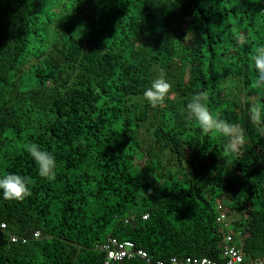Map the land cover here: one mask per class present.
I'll list each match as a JSON object with an SVG mask.
<instances>
[{
    "label": "trees",
    "instance_id": "1",
    "mask_svg": "<svg viewBox=\"0 0 264 264\" xmlns=\"http://www.w3.org/2000/svg\"><path fill=\"white\" fill-rule=\"evenodd\" d=\"M258 46L264 0H0V176L31 178L23 199L0 191V264H103L110 237L152 261L224 264L228 234L264 260ZM161 71L171 91L153 108L143 93ZM199 91L245 131L239 151L182 114ZM29 143L55 155L54 179Z\"/></svg>",
    "mask_w": 264,
    "mask_h": 264
},
{
    "label": "clouds",
    "instance_id": "2",
    "mask_svg": "<svg viewBox=\"0 0 264 264\" xmlns=\"http://www.w3.org/2000/svg\"><path fill=\"white\" fill-rule=\"evenodd\" d=\"M256 76L252 82L253 88H264V46L254 49L251 56ZM171 91V84L166 74L161 71L160 75L153 79L143 93L144 99L153 107L162 105ZM186 118L194 120L204 135H219L226 138L225 151L237 152L246 143L245 131L238 125L230 123L217 115H213L208 106V93L199 91L191 96L186 107L181 109ZM250 123L264 134V104L253 103L248 111ZM34 160L38 168V175L44 179L52 180L55 177L56 158L47 150H42L36 143L25 145L24 149ZM31 178L19 174L9 173L0 176V191L4 199H23L30 195Z\"/></svg>",
    "mask_w": 264,
    "mask_h": 264
},
{
    "label": "built area",
    "instance_id": "3",
    "mask_svg": "<svg viewBox=\"0 0 264 264\" xmlns=\"http://www.w3.org/2000/svg\"><path fill=\"white\" fill-rule=\"evenodd\" d=\"M147 217L148 215H144V219H147ZM224 219V214H221L218 217V221L220 222L224 221ZM1 227L6 228V223H2ZM34 236L38 238L40 236V232H36ZM27 240V238H19L18 236L11 234L12 242L21 241L22 243H26ZM226 241V245L223 249L224 264H264V260H256L250 262L246 261L240 250L235 245L231 244L233 241V237L230 234L226 235ZM101 249L106 253V258L103 264L120 263L125 259L135 257H141L142 259H145L149 264H223V262L220 263V261L210 259L208 257L192 256H174L168 261H152L145 249L138 248L133 241H122L116 237H110L108 241L101 246Z\"/></svg>",
    "mask_w": 264,
    "mask_h": 264
}]
</instances>
